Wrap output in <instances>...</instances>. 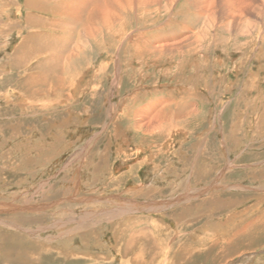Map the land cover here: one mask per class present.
<instances>
[{
  "label": "rangeland",
  "instance_id": "obj_1",
  "mask_svg": "<svg viewBox=\"0 0 264 264\" xmlns=\"http://www.w3.org/2000/svg\"><path fill=\"white\" fill-rule=\"evenodd\" d=\"M95 1L74 13L108 0ZM35 7L0 0V264H30L29 252L34 264H121L118 231L137 220L185 237L166 260L190 246L194 264H264V242L222 256L212 240L202 253L209 234L227 244L264 219V0H174L149 14L153 26L148 14H117L124 24L83 38L78 66L61 71L73 89L51 81L31 95L23 74L41 54L20 69L10 59L29 31L25 15L51 14ZM194 32L208 33L204 45L152 54V40ZM153 106L166 110L160 129L135 128L138 108ZM133 198L139 209L126 206Z\"/></svg>",
  "mask_w": 264,
  "mask_h": 264
},
{
  "label": "bare ground",
  "instance_id": "obj_2",
  "mask_svg": "<svg viewBox=\"0 0 264 264\" xmlns=\"http://www.w3.org/2000/svg\"><path fill=\"white\" fill-rule=\"evenodd\" d=\"M88 2H90V0H70L68 4L66 3V0H58V2L54 1V0H50V1L49 0H27V3L30 4V6L33 5L34 7L36 6L35 7L36 9L39 8L38 11H41V9H44V10L47 9L51 13L49 15V14H37L36 12H33L32 14L29 13V14L25 15L26 16V23H27L29 31L24 36L23 40L20 41V44L16 47V50H15L14 55L12 56V59H10L14 68L20 69V68H24L23 66L25 65L27 60L30 59L33 55L41 54L40 56L38 55L40 57V58H38V61L35 64L32 63V64H34L32 70L31 71L29 70L30 72H28V73L26 72L23 74V77L26 79V82H25L26 85L24 86V88L25 89L27 88L29 94L33 95V93H34V91L31 89L30 86H35L36 84H39L41 86H44V85L49 86L51 84V81L54 82V85L51 84L52 89H55L57 91H59V90L63 91L65 89L69 90L70 88L73 89L74 88L73 87V85H74L73 81L68 80V82H66V78H63V76H62L63 73H61V71L62 70L71 71L72 69H76V66H78V65L74 63L75 61H71V60L72 59L75 60V58L79 54L77 52H80L85 47V45L83 44L85 42V40L83 38H86L88 40H90V39L95 40V38H96L95 36H97L99 34V32L104 33L105 30L111 31V29H112L111 26L114 25L115 23L116 24L122 23L120 18L125 17L124 15H121V17L117 16V14H128V13L134 14V11H136L137 13L140 12L141 14H148V16L150 18L152 17L151 19H149V22L152 23L150 25H152V26L156 25L159 18H156V17L154 18L153 16H151L149 14H152V13L160 14L159 12L162 9L167 14V12H170V10L172 9V5L174 3V0H108L106 3L107 8L105 7L104 3L101 2L100 5L98 4L99 10H96L94 12H91V11L88 12L90 14H87L85 16H84V14H80V17H79L78 13L77 14L74 13L73 9L76 6H79V8H83V6H87ZM95 2H98V1L96 0ZM45 4H47L49 8ZM233 4H234V2H233ZM240 10H242V9H240ZM49 11H48V13H49ZM231 13H233V12H231ZM209 14H210V12L208 14H206V17H210ZM97 15H98V19H99L98 21H96ZM185 16L183 15L181 18L182 19L185 18L187 20V22L192 17L189 15H185ZM183 21H184V19H183ZM182 23L185 25L186 28L190 27L189 24H187L185 22H182ZM122 24H124V23H122ZM146 24H148V23L146 22ZM146 24H144V25H146ZM222 26H223V24H222ZM226 29H228V28H226ZM220 32L224 33L222 30ZM195 33L196 32H194L192 34L190 33V35L185 36L184 37L185 40H184L183 36H175V35L174 36H168L166 38L159 39V40L156 39L155 41L152 40V43H151L152 49L151 50L154 51V52H152V54H154L157 51L162 52L165 49H167V51L169 50L173 54V51L176 52L177 50H179L182 47L188 48V46H189L188 49L190 50V48H194V46H193L194 44L199 45V46L204 45V42L206 40L205 36L208 33H206V32L204 34L202 33L205 36L198 34V32L196 34ZM225 33L229 34V32H226V31H225ZM140 34H142V33H140ZM184 35H186V33ZM73 37H74V41L72 43ZM128 38H130V37H128ZM224 38H223V36H221L220 38L218 37L220 44H222V40H224V43L226 42V39H224ZM114 40L116 42V41H118V38L117 37H116V39L113 38V41ZM132 41H133V39H132ZM91 48H92V46H91ZM158 48H160V49H158ZM155 50H157V51H155ZM85 56H86V54H84V57ZM58 70H60L61 74L57 73ZM75 71H78V70H75ZM97 75H98V72H97ZM118 77H120V75ZM24 81L25 80H23L22 83H24ZM66 85L70 88L66 87ZM64 93H63V95H64ZM67 93L69 94V92H67ZM35 95H36V92H35ZM59 96H60V94H59ZM159 102H160V100H159ZM152 105H154V104H152ZM152 105H150V107ZM150 107H141V108L139 107L138 108L137 113H136V118L138 120H136L135 122L133 121L134 122L133 126L135 128H138V129H142V127H145V129L151 128V129H154L155 132L158 129H160L161 122L163 121V119L165 117L166 110L164 111V109L162 108L161 110L157 111L155 109V106H153L152 109H150ZM152 112H153V114H152ZM161 116H163V118H161ZM172 131H173V129H172ZM153 155H156L155 152L153 154L149 153V155H145L143 157V161L146 162L148 160H151ZM130 170H132V169H130ZM261 172H263V170ZM140 192L143 194L146 192V190H144V191L142 190ZM134 193H136V191ZM212 198L213 197L208 198L205 202L211 204V202H209V201H211ZM221 199L222 198H220L219 202L226 203L225 205L228 206L229 208H231L232 204L230 206L227 203V202H230L228 199H226V200H221ZM216 200H218V199H216ZM130 201H132V202H130V203L127 202L128 205H126V206H128L129 208L131 207V208L139 209L140 204L134 203L135 202L134 198ZM153 204L154 203H150V204L148 203V206L146 208L151 210L152 208H154L152 206ZM121 207H123V205H121ZM157 207L160 208L162 206L158 205ZM189 207H190L189 204L185 207L184 206L181 207L180 208L181 213L182 214H184V213L190 214L191 212L188 209ZM133 219L137 220L136 218H133ZM137 221L131 222L132 224H130L135 229V231L129 230L130 233L128 232V234H127V231H128L127 227L130 228V226H128V224H127V227H124L123 229L118 231V235H117L118 240H121V243H120L121 245H120V249H119V252L121 253V259H122L121 264H185L184 262H187L186 264H194V257L192 259H191V257L193 255L195 249H194V247H190V246L187 248V250L181 252L183 254H180V255L175 256L173 258L169 257L166 260V257H167L166 253L169 251V249H167V248L170 244H172V240H174L176 243H178V245H176V247H175V249H178V246H180L182 243L184 244V242L182 241L181 238H184V240H186L185 237H178L177 231H176V234H175V232L170 234L169 233V232H171L170 229L168 230V233L166 232L167 233L166 234L162 230V229H164L162 227V225L160 226L158 224H153L152 230L147 231L145 229H142V227H141L142 222H137ZM152 222H154V221H152ZM256 222H257V220L255 221V223ZM178 224H180V223H177V228H178ZM182 225L186 226L187 224H185V222H184V224H182ZM137 227H139V228L136 229ZM248 227H251V228H248ZM244 229H246V230H244L245 232L243 231L244 233H242L241 236L236 241L233 240L230 243L228 242L227 244H225L227 241V238L219 236V239L222 240V242L220 243V242H218V238L216 236H214V234L213 235L209 234L208 239H204L205 244L208 241V245H206V247L204 246L205 249H203L202 253H204V251H205L208 255L206 248H208L210 246V242H212V240H214L218 244L216 246L219 249V254L221 253L222 256L223 255L226 256V255L231 254L233 252L234 253L238 252L239 248L254 245L255 242H264V219L261 220L259 223L254 224V222H253L249 226L246 225V227H244ZM172 234H175V235H172ZM175 238H176V240H175ZM215 238H216V240H215ZM116 241H117V239H116ZM227 247L230 249L232 248L233 252H230L228 254L224 253L225 248H227ZM184 248L185 247L183 245V249ZM223 248H224V250H223ZM47 253H49V252H47ZM51 254H53V253H51ZM66 254L67 253L64 251L55 250V255H56L55 257L56 258H60L61 256L66 257ZM184 254H186L187 256L184 257ZM11 255H14V254H11ZM36 258H37V256H36ZM36 258H35V254L33 252H29L26 255L25 263L28 262L30 264H34V263H36V260H37ZM101 258H102L101 256H98L97 259L99 260ZM219 258L220 257L216 258L217 261L219 260ZM7 259H8L9 263H12V261H15L14 260L15 258H12L11 256H10V258H7ZM85 259H86V257H85ZM105 259H107V257H105ZM107 260H109V259H107Z\"/></svg>",
  "mask_w": 264,
  "mask_h": 264
}]
</instances>
